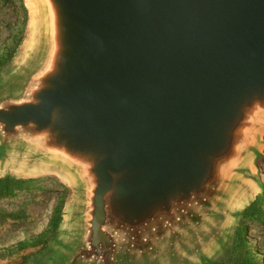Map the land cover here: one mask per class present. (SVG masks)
<instances>
[{
    "label": "water",
    "instance_id": "water-1",
    "mask_svg": "<svg viewBox=\"0 0 264 264\" xmlns=\"http://www.w3.org/2000/svg\"><path fill=\"white\" fill-rule=\"evenodd\" d=\"M0 170L71 191L39 264H209L262 189L264 0H28Z\"/></svg>",
    "mask_w": 264,
    "mask_h": 264
},
{
    "label": "rangeland",
    "instance_id": "rangeland-1",
    "mask_svg": "<svg viewBox=\"0 0 264 264\" xmlns=\"http://www.w3.org/2000/svg\"><path fill=\"white\" fill-rule=\"evenodd\" d=\"M31 31L28 0H0V77L21 62L31 41ZM259 169L262 189H257L241 205L226 246L212 256L209 264L227 261L237 227L246 228L254 264H264V157ZM7 177L26 181L28 188L17 191L14 197L0 199V264H39L62 238L71 191L52 176L0 170V178ZM245 209H249L247 217L243 215ZM59 218L62 221L57 228Z\"/></svg>",
    "mask_w": 264,
    "mask_h": 264
},
{
    "label": "trees",
    "instance_id": "trees-1",
    "mask_svg": "<svg viewBox=\"0 0 264 264\" xmlns=\"http://www.w3.org/2000/svg\"><path fill=\"white\" fill-rule=\"evenodd\" d=\"M26 188H28V183L26 181L12 179L10 177L0 178V199L14 197L17 191L22 192ZM252 206L253 205L248 208H252ZM248 212L249 209H245L243 215L247 217ZM61 221L62 218L57 220V228L60 226ZM248 247L246 228L237 227L232 238V253L227 261L222 264H254V255ZM241 249L243 252H241Z\"/></svg>",
    "mask_w": 264,
    "mask_h": 264
}]
</instances>
